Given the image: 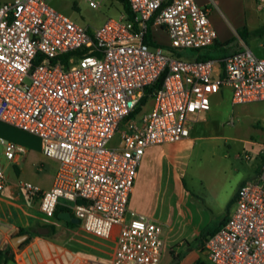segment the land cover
<instances>
[{"label":"built area","instance_id":"2783aa9c","mask_svg":"<svg viewBox=\"0 0 264 264\" xmlns=\"http://www.w3.org/2000/svg\"><path fill=\"white\" fill-rule=\"evenodd\" d=\"M79 2L100 9L106 1L75 0L73 6ZM128 3L131 16L123 10L96 28L47 0L1 4L0 120L39 137L43 154L59 162L49 189L19 183L23 194L40 199L46 215L54 216L64 202L87 231L115 238L111 264H160L162 226L129 210L146 150L189 138L225 88L234 104L264 102V55L241 37L225 56L177 55L216 44L211 13L217 0ZM256 3L264 10V0ZM154 30L168 35L167 47ZM235 123L231 115L227 124ZM121 127L120 145H110ZM0 144L12 162L27 152L3 137ZM7 184L0 159V193ZM205 248L213 264H264V163L240 185L226 221Z\"/></svg>","mask_w":264,"mask_h":264},{"label":"crops","instance_id":"0c3cea01","mask_svg":"<svg viewBox=\"0 0 264 264\" xmlns=\"http://www.w3.org/2000/svg\"><path fill=\"white\" fill-rule=\"evenodd\" d=\"M8 1L11 0H0V5ZM236 49L237 46L218 56L228 55ZM4 125L12 126L0 120V128ZM27 134L38 140L34 148L42 155L40 162L43 167L40 166L39 170L47 177L39 187L49 189L54 183L59 162L43 154L39 137ZM189 141L192 140L187 138L181 142L150 146L139 165L129 199L130 212L147 214L160 225L162 222L169 226L168 231L162 234L164 246L160 264H213L205 248L206 239L226 221L238 188L249 180L240 181L222 196H217L214 188H208L203 196L195 193L188 187L179 162ZM13 142L24 145L28 152L25 144ZM0 159L6 174L11 165L18 163L9 161L3 152H0ZM13 169L17 175L21 173L20 168ZM7 179L6 189L0 193V249L10 245L15 256L5 264H111L116 251L115 238L97 236L87 231L81 221L74 223L56 215H45L39 198H35L37 206H31V198L21 192L19 183L9 176ZM213 202L217 203L216 207ZM58 208L60 212L70 211L73 217H77L64 202ZM49 225L54 227L53 230ZM40 227H47L49 232L39 233ZM20 228L28 229L31 239L28 244L15 249L11 238L18 234Z\"/></svg>","mask_w":264,"mask_h":264},{"label":"rangeland","instance_id":"374dc122","mask_svg":"<svg viewBox=\"0 0 264 264\" xmlns=\"http://www.w3.org/2000/svg\"><path fill=\"white\" fill-rule=\"evenodd\" d=\"M75 0H47L54 8L71 16L75 21L96 28L109 17L118 18L124 10L120 0H105L100 9H94L85 2H79L78 7L73 6ZM202 5L208 0H197ZM219 8L211 13L215 27L219 32L218 45L222 47L208 48L212 56L230 52L238 47L240 35L238 29L246 27L254 30L264 26V10L258 8L256 0H217ZM227 17V19L225 18ZM240 26L239 28H236ZM153 36L157 41L167 47L170 39L164 31L154 30ZM221 41H225L221 43ZM260 37H250L248 45L255 49L260 56L264 50L260 47ZM217 44V42H216ZM231 89L222 90L212 101V111L205 118L196 122L191 130L190 140L180 156V168L183 170L188 187L200 195L206 194L208 188H214L217 196L235 187L244 179H252L261 169L264 160V102L250 101L232 103ZM234 116L236 123L227 124L230 116ZM124 127L113 136L110 145L119 146L121 132ZM0 136L25 144L26 152L17 165H11L7 176L14 182H30L39 186L46 180L45 173L39 170L43 164L42 155L34 148L37 139L24 131L9 125L0 128ZM3 146L0 144V152ZM18 167L21 173L14 171ZM43 167V166H42ZM219 198V197H218ZM30 205L37 206V199L31 198ZM200 204L201 201H198ZM213 205H217L213 202ZM46 215V214H45ZM162 234L168 231L169 226L162 222ZM176 227V225H175Z\"/></svg>","mask_w":264,"mask_h":264},{"label":"trees","instance_id":"16d2710c","mask_svg":"<svg viewBox=\"0 0 264 264\" xmlns=\"http://www.w3.org/2000/svg\"><path fill=\"white\" fill-rule=\"evenodd\" d=\"M120 2L122 3L123 8L126 11V13L129 14V16H131V10H130V6H129V3H128V0H120ZM237 32L239 33L240 37L247 42V40L250 37H261V36H264V26H261L259 28L254 29V30H250V29H248L246 27H243V28L238 29ZM146 40H147V42L151 43V35H150V33L147 34ZM226 44L227 43H225L224 45H226ZM224 45L220 44V46H219L218 43H217V44H214V45L210 46L209 48L222 47L221 50H224V49H226V47H224ZM177 55L178 56L195 57L198 60H205V59L214 57L208 51V49H205V50L197 49V50H191L189 52H178ZM146 101H147V97H145L143 99V103L146 102ZM59 213H60V210H59V208H57L56 212H55V215L58 217ZM70 223H72V222H70ZM48 227L50 229H52V230L54 228L52 225L51 226L49 225ZM28 231H29L28 229L20 228L17 231V233L18 234H22V233H25V232H28ZM30 239H31V236L22 244V246L28 244ZM14 256H15V251L12 249V247L10 245H5L3 248L0 249V264H2L4 262H7L8 260H13Z\"/></svg>","mask_w":264,"mask_h":264},{"label":"water","instance_id":"95a60500","mask_svg":"<svg viewBox=\"0 0 264 264\" xmlns=\"http://www.w3.org/2000/svg\"><path fill=\"white\" fill-rule=\"evenodd\" d=\"M60 218H63L67 221H72L74 223H79L80 219L77 217H73L70 211H63L60 212L58 215ZM38 232L41 234H46L49 232V229L47 227H40L38 228ZM30 233L26 232L23 234H17L11 238V243L15 249H19L21 245L29 238ZM2 264H5L2 263Z\"/></svg>","mask_w":264,"mask_h":264}]
</instances>
